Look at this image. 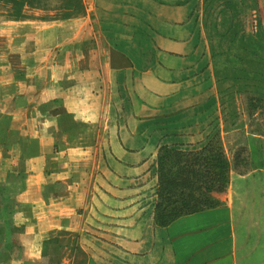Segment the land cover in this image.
Returning <instances> with one entry per match:
<instances>
[{
    "label": "crops",
    "instance_id": "1",
    "mask_svg": "<svg viewBox=\"0 0 264 264\" xmlns=\"http://www.w3.org/2000/svg\"><path fill=\"white\" fill-rule=\"evenodd\" d=\"M203 2L0 0V264H264V88ZM216 149L225 190L158 224L163 162Z\"/></svg>",
    "mask_w": 264,
    "mask_h": 264
},
{
    "label": "trees",
    "instance_id": "2",
    "mask_svg": "<svg viewBox=\"0 0 264 264\" xmlns=\"http://www.w3.org/2000/svg\"><path fill=\"white\" fill-rule=\"evenodd\" d=\"M203 3L207 10L204 25L209 34L208 41L212 53L215 55V51L221 48L219 45L224 44L225 48L222 47L225 49L223 56L232 58L224 66L226 74H224L223 81L231 79L243 83L246 81L244 76L249 73L248 82L254 83L251 87L257 91L256 94L261 95L262 88H264V31L261 29V24L258 23L259 29H261L259 33L255 32L251 36L245 33L244 16L241 14L246 10V0H204ZM214 3H217L216 7ZM257 4L258 1L255 0L254 5ZM249 37L255 38L256 42L250 40ZM215 40L217 46L213 45ZM216 56L218 55L216 54ZM208 150L203 152L209 153ZM211 151L213 152V150ZM216 151V160L209 159V157L200 160V153L188 154L189 157L191 156V160L189 157L184 161L177 156L172 158L169 162L171 167L175 168L172 174H170L172 168L168 167L167 169L168 161L163 162V169L159 176L158 204L156 206L158 224L166 225L181 215L200 211L205 208V205H211L208 197L210 191L225 190L228 181V165L219 150L216 149ZM168 155L165 152L163 158L167 159ZM192 167L194 171L190 172ZM203 169L204 172H202ZM186 174L192 177H188ZM203 188L206 194L202 192Z\"/></svg>",
    "mask_w": 264,
    "mask_h": 264
},
{
    "label": "rangeland",
    "instance_id": "3",
    "mask_svg": "<svg viewBox=\"0 0 264 264\" xmlns=\"http://www.w3.org/2000/svg\"><path fill=\"white\" fill-rule=\"evenodd\" d=\"M254 1L255 0H246V3H247L246 7H245L246 10L241 14L244 16V18H243L244 28H245L244 31L247 35H250V36L254 35L255 32L259 33L261 29L264 31V0H257L258 4L256 6L254 5ZM216 4L217 3H214L215 7L217 6ZM202 6H203V18H204V23H205V15H207V10H205L204 3ZM241 18H240V21H241ZM258 23L261 24V27H262L261 29H259ZM207 24H208V19H207ZM206 36L208 39L209 34H208L207 30H206ZM249 38H250V40H252V41L254 40L256 42L255 38H253V37H249ZM213 45L217 46L216 40H215ZM219 47H224V44L219 45ZM260 71H261V67H260ZM263 81H264V79H263ZM260 98H261L260 96H257V95L255 96V100H256L255 104H256V107H259V109L261 111L262 110V103L258 102V100H261ZM241 103H243V102H241ZM243 106L244 105L242 104L241 107H243ZM258 114L260 115V118L256 121V124H260L264 121V110L262 113H258Z\"/></svg>",
    "mask_w": 264,
    "mask_h": 264
}]
</instances>
